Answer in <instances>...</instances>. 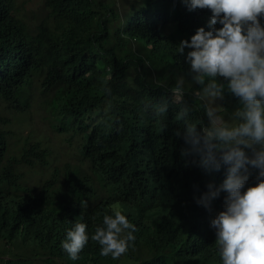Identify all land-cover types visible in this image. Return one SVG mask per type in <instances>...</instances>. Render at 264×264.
I'll return each mask as SVG.
<instances>
[{"label": "trees", "instance_id": "trees-1", "mask_svg": "<svg viewBox=\"0 0 264 264\" xmlns=\"http://www.w3.org/2000/svg\"><path fill=\"white\" fill-rule=\"evenodd\" d=\"M44 3L34 30L14 0H0V264H221L210 219L226 193L210 209L197 199L225 168L200 167L175 134L184 105L207 123L177 44L207 29L210 10L182 0H129L123 11L117 0ZM223 99L238 105L230 92ZM34 110L54 138L19 126ZM114 208L137 228L128 251L101 256L89 239L69 259L66 230L84 222L91 234Z\"/></svg>", "mask_w": 264, "mask_h": 264}, {"label": "clouds", "instance_id": "clouds-1", "mask_svg": "<svg viewBox=\"0 0 264 264\" xmlns=\"http://www.w3.org/2000/svg\"><path fill=\"white\" fill-rule=\"evenodd\" d=\"M182 2L189 11L210 10L207 29L199 26L177 44L191 80L200 86L197 95L207 123L189 119L184 105L178 112L183 128L175 134L187 145L182 152L197 156L200 167L225 168L223 181L208 182L197 199L210 209L221 191L226 193L223 208L210 219L221 264H264V0ZM183 84L181 77L173 89L181 97ZM226 91L238 98L227 118L217 102ZM157 110L165 112L167 103ZM250 168L257 170L255 183H249ZM86 227L74 222L60 241L73 261L89 239L100 246L101 256L117 259L136 238V225L116 208L103 215L91 234Z\"/></svg>", "mask_w": 264, "mask_h": 264}, {"label": "rangeland", "instance_id": "rangeland-1", "mask_svg": "<svg viewBox=\"0 0 264 264\" xmlns=\"http://www.w3.org/2000/svg\"><path fill=\"white\" fill-rule=\"evenodd\" d=\"M117 2L121 11L125 10V8L129 5V0H117ZM14 3V12L21 18H23V20L29 25V27L34 30L36 28V25H38L46 17L48 12V9L45 7L44 0H14ZM176 75L178 79L181 78L180 73L177 72ZM217 102L221 107L220 114L224 115L225 118H227V113L231 112L234 107L238 106L231 104L223 98L219 99ZM3 113L10 118L13 117L12 112L3 111ZM41 117V112L39 110H34L31 117L27 118L23 116L24 119L28 120L25 124L18 125L22 128H24L26 124L33 125L36 132L44 133L47 135L49 134L51 137H53L52 133L48 130V128L46 127V123ZM17 131L19 134L21 133L24 135L21 129L18 128ZM66 159H68L67 156L61 155V160Z\"/></svg>", "mask_w": 264, "mask_h": 264}]
</instances>
